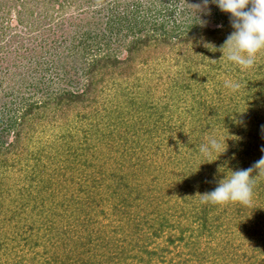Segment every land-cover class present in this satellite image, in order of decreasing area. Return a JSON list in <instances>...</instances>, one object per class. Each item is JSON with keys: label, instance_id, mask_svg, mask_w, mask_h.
Masks as SVG:
<instances>
[{"label": "trees", "instance_id": "1", "mask_svg": "<svg viewBox=\"0 0 264 264\" xmlns=\"http://www.w3.org/2000/svg\"><path fill=\"white\" fill-rule=\"evenodd\" d=\"M79 1H51L56 5L59 2L60 7L71 5L77 11L69 17L60 11L63 15L56 19L55 30L52 26L42 27L40 22L46 21L41 20L40 12L36 13L47 0H0L2 41L8 29L5 21L9 19L8 24L14 22V18L9 17L13 16L12 11L16 12L19 23L30 28L29 34L44 31L37 46L22 44L18 47L25 50L20 53L16 50L14 60H9L7 55L10 40L2 44L0 38L3 53L0 55V169L8 170L17 165L14 155L21 153L24 141L34 136L38 123L46 119L49 122L66 119L71 112L78 113L77 123L86 133L85 137L103 135L107 139L110 134L114 136L115 127L120 126L125 134V149L133 141L137 142L138 131L141 130L143 135H155L160 131L169 146L175 144L177 147L172 163L179 165H197L198 158L206 157L199 151L200 145L215 135L221 141L218 150L224 151L229 159V166L217 171L222 178L230 175L231 170L253 167L264 158V53L258 55L253 68L245 71L227 61L226 56L222 57L219 49L234 31L230 13L221 11L215 4L208 5L210 14L198 12L196 5L202 4V0ZM198 16L207 21L206 26L198 23ZM48 17L46 14L44 18ZM49 20L54 24V15ZM65 30L70 33L61 36L63 39L56 37L58 32ZM11 39L23 42L24 37L16 34ZM32 40L30 38L29 42ZM205 44H209V48ZM62 46L63 50H59ZM214 48L217 50L213 51ZM172 55L176 69L167 70L164 86L167 94L155 97L159 84L165 82H161V77L153 78V87L148 83L147 86L146 79L140 77L141 72H146L143 65L153 58L167 61ZM57 76L59 81L64 80L61 87L52 86L51 82ZM118 77H136L137 88L123 87ZM234 82H240L241 87L232 88L230 84ZM39 87L45 92L41 100L25 96V91L33 88L40 92ZM110 89L122 92L121 107L128 103L127 106H133L132 110L126 111L115 105L107 112V106L102 105V96ZM9 90L20 96V102L11 101ZM183 94L189 95L190 99L176 98ZM115 112L117 115L114 116ZM102 114L108 119H102ZM146 117L154 120L153 127L146 126ZM87 121H90L89 128ZM70 122L68 119L66 124ZM86 145L90 146L87 140ZM46 155L39 152L34 158L39 164ZM192 156L199 157L193 160ZM77 157L72 167L74 170L67 178L81 185L78 190L88 196L80 201L72 196L59 202L57 216L60 222L56 223L51 215L43 218L48 234L41 235L42 226H36V222L21 224L18 204L13 206L8 221L7 215L2 217L0 214V237L7 238L3 245L7 251H13L11 254L5 250L6 256L0 258V264H22L27 260L17 259V256L25 257V252L9 248L10 241L22 246L21 251H30L32 256L27 263L31 260L32 264H151L158 254L151 248L153 240L165 233L169 246L180 243L187 248V252L179 253L180 257L193 261L191 264H206L214 255L224 259L232 253L229 237L237 232L245 233L255 244L252 252L242 255L240 248H235L231 260L240 261L239 257L243 256L244 264H264V175H257L258 170L254 169L252 173L255 183L250 204L201 203L193 208L192 224L185 225L180 222L182 218L172 221L168 211H158L159 203L151 210L142 207L148 201L146 198L152 187L140 190L131 185L128 192L122 194L119 190H112L107 195V209L104 205L101 207L99 200L92 196L91 187H84L82 183L91 181L93 188L98 189L105 182L97 173L88 170L94 165L92 158L81 161ZM136 160L139 166H148L149 159L136 157ZM131 165L134 166V162ZM98 172L101 175L103 170ZM198 176L195 180H198L203 194L218 186L219 180L209 179L203 173ZM7 186L8 183L0 179V201L9 191ZM163 198L155 197L160 204ZM7 228L12 231L11 236L7 235ZM112 233H120L125 238H117ZM207 235L209 238L220 235L227 238L220 248H210L208 244L203 246V238ZM41 245L47 249L38 251L37 247ZM68 245H71L69 250L60 252L61 247L64 249ZM169 246L161 248L163 253ZM14 255L16 257L11 261L10 257ZM41 257L44 261L40 263ZM212 264L216 263L213 261Z\"/></svg>", "mask_w": 264, "mask_h": 264}, {"label": "rangeland", "instance_id": "2", "mask_svg": "<svg viewBox=\"0 0 264 264\" xmlns=\"http://www.w3.org/2000/svg\"><path fill=\"white\" fill-rule=\"evenodd\" d=\"M51 1L52 0H47V3L43 4L41 8L36 11V13L40 12L41 20L46 21L40 22L42 24V27H45L46 25V28L52 26L55 27L56 30V19H61L63 15V13H60V11H64V15H68V17L72 13L74 14L77 11L75 7H71V5L60 7L61 5L59 2L56 5ZM59 1L62 2L63 0ZM78 2L80 1L78 0ZM93 8L96 7L94 6ZM12 13L13 16L9 17H13L14 22L13 24H8L9 19L5 21V26H7L8 29L6 30V35H4L3 37V41L0 37L2 44H5L10 40V43H8L9 45L6 47V50H9L7 54L9 56V60H14V56L15 58H17L16 50H19L18 47L22 46V44H27L25 47H31L33 45L37 46L39 40L44 34V31L41 30L29 34L30 28L27 25L25 26L23 23H19L16 20L18 19L15 18L16 12L12 11ZM46 14H49L48 18H44L46 17ZM52 15H54L55 18L54 24L49 20L51 19ZM53 32L54 30L52 29L51 33ZM68 33L70 32H67V30H65L64 32L60 31L57 33L58 36L56 37L59 38ZM16 34H18V36L20 37H24V39L21 40L23 42H20L19 39H11L12 35ZM30 38H33L34 41L32 40V42H29ZM35 38H37L36 41ZM61 38L63 39V37ZM63 48L64 47L62 46L61 48H59V50H63ZM21 50H25L24 47H21L18 53H20ZM2 54V51H0V55ZM122 54L121 56H123ZM173 63L174 57L172 55L167 59V61L153 58L149 63L143 65L146 72H141L140 77L146 79V85L148 83L152 88V85H154L153 78L158 79L159 77L162 78L161 82H165L164 85L162 83L159 84L160 89H157L158 92L155 93V97H158L164 93L167 94L166 92H164V86L167 83V70H169L170 68H172V70L176 69L175 64ZM60 76H63V74ZM31 78L30 82L32 80ZM135 78L136 77H118L117 79L120 83H122L123 87L124 85H129L131 88H137V81L134 80ZM51 83L52 86L54 84V87H61L62 85H64V80L59 81L57 76L54 77V81ZM210 85L211 84H208V86ZM39 88L40 92H36V88L30 89V91H25V96H31L35 100H41L45 92H43L44 89L42 87ZM145 91L147 92V89H144V92ZM1 94H3V92ZM9 94L12 102L15 101V104L20 102V96H15V92L13 90H9ZM176 98H187L189 100L190 96L183 94L181 97ZM123 99L124 96L122 95V92H119L115 89H110L108 92H106V94H104V97L102 96V105H106V111L109 112L111 111L113 106L115 108V105H120L121 107ZM180 103L183 102L180 101ZM127 105L128 103L126 105L124 104V106H122L121 108L125 109L126 111L132 110L133 106ZM179 112H182V109H179ZM77 114V112H71L69 114V118L58 119L54 122H49V119H46L38 123L37 132H33L34 136H32L31 139H27L24 141L23 147L20 149L21 153L14 155L17 165L15 167H10L8 170L0 169V179H3L8 183L7 188L9 189V191L4 195L5 198L0 201V214L2 217L4 215H7V221L9 220V217H11L10 214L13 211V206L18 204V207L21 209L18 210L21 216L20 220H22L23 222L21 224H31L33 222H36V226H39L41 224V235L48 232L46 229L47 226L43 222V218L47 219L51 215L52 219L54 218V221L56 220V223L60 222L57 216V212L59 210V202H63L65 198L69 199L72 196H75L76 199L80 201L83 200V197L85 199L86 196H88V194L78 190L81 185L79 186L77 183L75 184L67 178V176L71 174V170H74L72 169V167L75 165L74 159L78 156L77 159L80 158L81 161H87V158H89L88 160L92 158L94 165L88 170L97 173L98 177L101 176V180L105 182L104 184H102L101 188L98 189L93 188L91 181H89L88 183L85 182L86 185L85 183H82V186L84 187H91L92 196L96 197L99 200V203L102 204L101 207H103L104 205L107 209V195L108 192L112 190H119V192L122 194L124 193L123 191L127 193L131 185L134 188L139 187L140 190H143L145 188L147 190L149 187H152V189L148 193V198H146V200L148 199V201H145L146 204L144 203V205H142L143 208L148 207V209L151 210L154 209L153 205H157V203H159L157 207L158 211H168L172 221L182 218V221H180L181 224L191 225L193 221V218L191 217L192 212H194L193 208L194 206L198 207L199 205H201V194H203V192L200 191L201 189H199V182H197L198 180L195 179L199 177V173H203L209 179L214 180L215 178L217 181H220L222 177H220L221 175H217V171L220 172L222 170L221 167L229 166V159L226 157V153H222L220 150L215 151L211 155H208L206 157L201 156L200 158H198L195 161L198 166H191L190 164L179 165L177 163H172L174 161L172 156L176 155L175 151H177L178 149L177 147H175V144H170L169 146L168 142L165 141V138L160 131L156 132L155 135H152L153 133L151 135L149 133H145L143 135V133H141V130L140 132L138 131L139 135H137V142L133 141L132 145H126L128 146L127 149H125L124 146L125 134L121 132L122 128H120V126L115 127V135L111 136L110 134L109 138L107 139L104 138L107 136L93 134V136L85 137L86 133L83 132L82 126L77 123ZM115 115H117V112L114 113V116ZM101 116L102 119L107 117L103 114ZM68 119L69 121L71 120L70 124H66V121ZM107 119L108 118H106V120ZM144 119L147 120L146 126L153 127V119L150 120V117H146ZM96 121H98V119H96L95 122ZM86 124L88 125V128L89 126H91L90 121H87ZM136 129L138 130L139 127L137 126ZM130 130L134 129H131L130 127ZM102 136L104 139H101ZM10 138L12 139V137ZM86 140L88 144H90V146L86 145L87 147H85ZM95 145L97 148L94 147ZM39 152L40 154L45 153L47 155L43 156V159L38 164L34 157L35 155H38ZM185 154L189 155V153ZM136 157L149 159L148 166H139ZM197 157L192 156L193 160H195ZM132 162H134V166L131 165ZM101 170H103V173L100 175L98 171ZM45 185L51 186L47 188L45 187ZM63 190L67 192V194H64L65 192H63ZM146 190L145 194L147 193ZM52 192H54L53 195ZM194 192L195 195H193ZM156 195L158 197L164 196L163 199H160V201H163V203L160 204L158 199H155ZM197 195L199 196V199ZM93 197L89 198L92 199ZM16 200L19 201L16 202ZM19 202H21V204H19ZM2 211L4 212L2 213ZM61 218L63 219V217ZM233 223L236 222L233 221ZM193 226L196 228L198 227L196 223H194ZM6 232L7 235H12V231H10L8 228ZM148 232L151 233L149 230ZM112 235L117 236V238H125L124 236H121L120 233H112ZM167 236L168 234L165 233L162 237H159V239L153 240V245L151 246V248L155 249L158 254L154 256L151 264L193 263V261L191 262L190 260H185V256L180 257L179 255L181 251L187 252V248L183 247V245H181L180 243L177 246L175 243L172 246L170 245V247L167 243ZM225 238L227 237H223V235L215 238L214 236L209 238V236L207 235L203 238V246L205 247L208 244L210 248H220ZM229 238L231 242L230 247L231 249H233L232 253L230 255L228 254L224 259L218 257L216 258L217 255H214V257L207 261L206 264H212L213 261L216 264H223L221 260L225 262V264H244L245 260L242 259L243 256L239 257L240 261H237L238 259L231 260L230 257H233V252L236 251L235 248H240V250L238 249L240 251V255H242L244 252H252L255 242H253L252 238L249 239V237H247L243 232H237L236 234L231 235ZM6 240L7 238H5L3 235L2 237H0L1 260L2 256L3 258L6 256L4 255L6 248L5 245H3ZM249 242L252 243L250 244ZM241 244H243L242 247H240ZM1 245L4 247L3 249H1ZM166 246L169 247H167V251L163 253V250L161 248H164ZM8 247H15L16 249L14 250L19 251V253L25 252V257L17 256L18 260H20L21 258L22 261L24 260L23 258H27L28 260V258L32 256L30 255V251H28L27 249L21 251L22 246L17 245L14 241H10ZM55 247L52 246V248ZM70 247L71 245H68L67 247L64 246V249L62 247H59L60 249H58L63 253L64 250L67 251ZM45 249H47V247L44 245L37 247V250L40 252ZM6 252L11 254L13 253L11 249L9 251L6 250ZM14 257L16 256H11L10 260L12 261ZM27 260L25 262H22V264L33 263V261H31L30 259V262L27 263ZM41 261H44L43 257H41L39 262L41 263ZM258 264H260V262Z\"/></svg>", "mask_w": 264, "mask_h": 264}, {"label": "clouds", "instance_id": "3", "mask_svg": "<svg viewBox=\"0 0 264 264\" xmlns=\"http://www.w3.org/2000/svg\"><path fill=\"white\" fill-rule=\"evenodd\" d=\"M209 4H215L221 11L230 13V21L234 29L219 49L223 54L222 57L226 56L227 61L241 71L253 68L257 64L258 55L264 53V0H202V4L196 5L198 12L204 11L210 14ZM198 19V23L206 26L207 21L201 20L199 16ZM208 45L205 44L206 47ZM216 50L214 48L213 51ZM230 86L239 89L241 84L234 82ZM220 145V138L212 135L200 145L199 151L208 156L217 151ZM254 169L258 170L257 175H264V158H261L253 167L231 170V174H226L214 190L201 194V203L250 204L255 183L252 175Z\"/></svg>", "mask_w": 264, "mask_h": 264}]
</instances>
